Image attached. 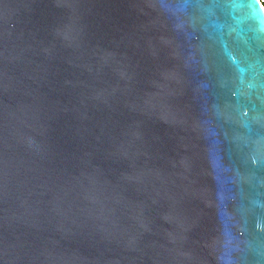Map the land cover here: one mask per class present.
I'll return each instance as SVG.
<instances>
[{"label": "water", "instance_id": "water-1", "mask_svg": "<svg viewBox=\"0 0 264 264\" xmlns=\"http://www.w3.org/2000/svg\"><path fill=\"white\" fill-rule=\"evenodd\" d=\"M0 264H264L259 0H0Z\"/></svg>", "mask_w": 264, "mask_h": 264}, {"label": "built area", "instance_id": "built-area-1", "mask_svg": "<svg viewBox=\"0 0 264 264\" xmlns=\"http://www.w3.org/2000/svg\"><path fill=\"white\" fill-rule=\"evenodd\" d=\"M264 10V0H259Z\"/></svg>", "mask_w": 264, "mask_h": 264}]
</instances>
